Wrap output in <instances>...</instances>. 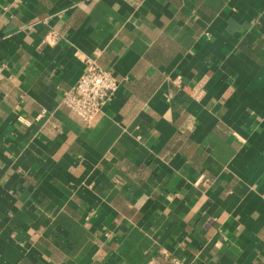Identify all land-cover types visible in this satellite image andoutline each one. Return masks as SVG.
Here are the masks:
<instances>
[{"label":"crops","instance_id":"crops-1","mask_svg":"<svg viewBox=\"0 0 264 264\" xmlns=\"http://www.w3.org/2000/svg\"><path fill=\"white\" fill-rule=\"evenodd\" d=\"M166 257L264 264V0H0V264Z\"/></svg>","mask_w":264,"mask_h":264},{"label":"built area","instance_id":"built-area-1","mask_svg":"<svg viewBox=\"0 0 264 264\" xmlns=\"http://www.w3.org/2000/svg\"><path fill=\"white\" fill-rule=\"evenodd\" d=\"M118 81L111 71L97 65L94 59L85 60V69L77 81L62 96L61 103L66 109L89 124L102 110L114 93ZM147 264H186L175 257H166L164 262Z\"/></svg>","mask_w":264,"mask_h":264}]
</instances>
